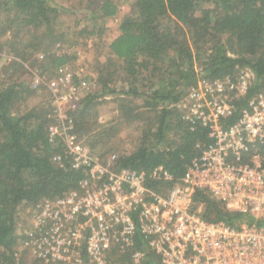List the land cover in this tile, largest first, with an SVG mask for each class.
Here are the masks:
<instances>
[{
    "label": "trees",
    "instance_id": "trees-1",
    "mask_svg": "<svg viewBox=\"0 0 264 264\" xmlns=\"http://www.w3.org/2000/svg\"><path fill=\"white\" fill-rule=\"evenodd\" d=\"M207 2L211 8L203 7ZM88 5L91 17L87 20L93 25L83 30L100 38L104 23L118 17L119 5L113 0H92ZM131 10L119 18L117 34L107 43L105 60L92 77L94 86L68 111L70 131L103 160V150L117 126L138 122L139 143L132 152L116 156V171L149 173L162 166L173 180H148L147 186L163 193L211 142L207 128L190 125L183 119L184 109L176 106L189 89L200 80L235 77L240 69L253 73L247 95L235 101V113L223 126L232 124L246 101L264 90V0H135ZM69 11L52 0H0V34L11 30L8 47L14 58L2 68L7 78L0 82V264L25 262L19 251L25 226L24 218L18 221L21 210L79 191L87 179L85 169L70 168L61 141H49L48 127L58 122L51 95L43 86H32L33 71L21 63L44 52L47 61L42 66L52 70L50 75L70 66L68 54L52 51L63 37L60 13ZM3 47L0 42V50ZM39 74L43 81L54 77ZM44 88L46 101L23 112L26 101ZM106 102L116 103L117 117L103 127L96 125L97 109ZM55 155L62 157V168L53 162ZM194 201L204 220L233 227L253 223L205 193L196 192ZM256 224L264 227L263 222ZM145 246L136 231L133 250L147 251ZM130 254L112 248L106 264H130ZM155 261L148 251L145 264Z\"/></svg>",
    "mask_w": 264,
    "mask_h": 264
},
{
    "label": "built area",
    "instance_id": "built-area-1",
    "mask_svg": "<svg viewBox=\"0 0 264 264\" xmlns=\"http://www.w3.org/2000/svg\"><path fill=\"white\" fill-rule=\"evenodd\" d=\"M253 78L249 69H240L235 77L200 80L189 89L176 106L190 125L207 128L211 142L174 185L158 193L148 180H173L162 166L149 173L116 171V155L94 157L70 131L61 107H74L94 86L84 69L62 66L45 83L34 71L32 86L49 91L58 117L48 127L49 141L59 139L70 168L85 169L87 179L79 191L30 207L19 249L49 264H106L112 248L130 252V264H145L148 251L155 264H264V227L256 224L264 223V93L251 96L235 121L223 126ZM61 158L55 155L53 162L62 168ZM196 192L253 223L233 227L204 220ZM136 231L147 251L133 250Z\"/></svg>",
    "mask_w": 264,
    "mask_h": 264
},
{
    "label": "rangeland",
    "instance_id": "rangeland-1",
    "mask_svg": "<svg viewBox=\"0 0 264 264\" xmlns=\"http://www.w3.org/2000/svg\"><path fill=\"white\" fill-rule=\"evenodd\" d=\"M52 1L58 3L59 5L65 6L66 8L68 7V9L70 10L69 13H60V17L62 20L60 19L59 28L63 33V37L54 46H52V51L58 54H68L72 58L70 66L74 68L84 69L85 75L91 79L90 82L93 84L94 82L92 77H96L99 65L105 60L106 45L110 41V39L117 34L119 18L132 12L131 5L135 0H113L116 1L119 5V15L115 19L107 20L104 23L105 31L100 38H92V36H88L83 30V27H85L86 25H89L88 27H91L93 25L87 20L91 17V9L90 5L88 4L91 3L92 0ZM70 7L73 8L70 9ZM203 7L211 8L212 3L207 2ZM1 19L2 15H0V21ZM2 29H0V33ZM166 29L172 30V28H169L168 26ZM11 37L13 38L10 29H8L4 35L0 34V42L5 46L2 50H0V82L5 81L7 78L2 74V68H4L9 61L14 59L12 56L13 54L10 50L11 48L9 49L8 47V43L12 39ZM17 40H19V38H17ZM45 55L46 54L44 52H38L33 54L31 57L28 56L27 60L21 63L28 72H34L38 70L44 78L48 79L54 76V72L52 73V75H50L52 70L43 68L42 65L47 61H45ZM31 78L33 81V75ZM47 81L48 80H44V83ZM45 92V88L44 91L37 89L35 92V96H33L31 99L29 98L28 101H26V103L23 105V107L21 108L23 109L22 111L25 112L30 108H33L34 106L46 101V98L44 97ZM261 92L264 93V90H262ZM53 108L55 110V106H53ZM73 108V106L61 107L63 114L62 116L69 119L68 111ZM116 109V103L106 102L100 105L97 109L96 125H101L103 127L106 125L109 126L112 121L114 122L116 120ZM137 124L138 122H133L130 125L121 124L120 126H117V133L108 139L107 144L103 150V152L105 153L104 159L110 155L118 156L122 152L130 153L134 150L135 146L139 143L141 131V128H138ZM93 156L96 157L95 155ZM29 209L30 207L25 210H21L18 215V221L20 220V217H22L24 218L23 220H25V223H27V211ZM18 223L19 225H23V222ZM19 251L22 252L23 256L25 257V262H23L24 264H49L41 263L31 258L30 255L26 256L24 254L25 252L21 249H19Z\"/></svg>",
    "mask_w": 264,
    "mask_h": 264
}]
</instances>
